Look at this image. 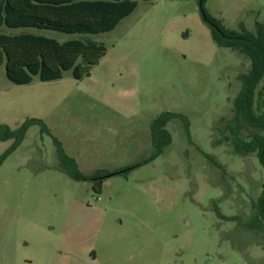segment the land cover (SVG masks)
I'll return each instance as SVG.
<instances>
[{
  "label": "rangeland",
  "instance_id": "374dc122",
  "mask_svg": "<svg viewBox=\"0 0 264 264\" xmlns=\"http://www.w3.org/2000/svg\"><path fill=\"white\" fill-rule=\"evenodd\" d=\"M137 2L90 36L106 53L81 80L68 71L17 86L0 66L1 134L24 132L16 147L0 141V264H264V222L250 218L264 171L255 152L235 150L263 132L229 129L250 61L215 44L197 0ZM204 10L227 30L264 24V0H205ZM23 31L78 37L0 28ZM165 114L180 118L156 155L151 125ZM55 140L87 177L146 162L98 193L65 174Z\"/></svg>",
  "mask_w": 264,
  "mask_h": 264
},
{
  "label": "trees",
  "instance_id": "16d2710c",
  "mask_svg": "<svg viewBox=\"0 0 264 264\" xmlns=\"http://www.w3.org/2000/svg\"><path fill=\"white\" fill-rule=\"evenodd\" d=\"M138 0H0V28L10 30L53 31L64 35L78 36L76 39L59 42L34 33L20 32L8 35L0 32V66H5L7 80L17 86L29 85L34 78L40 82L60 80L71 71L75 80L88 76L91 69L105 56L106 48L93 41L90 36L113 31L119 23L137 8ZM147 1V0H142ZM203 22L209 27L215 44L250 61L247 72L238 75L241 88L232 101L234 121L229 129L235 133L239 123L259 129L247 144L236 143L235 150L246 155L255 152L264 171V24L257 22L254 32L240 27L238 31L227 30L220 22L206 14L205 0H197ZM260 88L258 89V87ZM178 115L165 114L151 125V137L157 149L169 145L171 137L165 130L166 123ZM232 123L234 124L232 126ZM233 128L234 131L233 132ZM0 128V141L15 138L16 147L24 132H10ZM56 153L62 170L75 181H89L93 189L100 192L106 179L124 175L145 164H134L125 170L102 172L92 176L82 175L73 159L67 157L55 140ZM211 160V157L205 156ZM213 160V159H212ZM212 164L220 169L215 161ZM254 221L264 222V185L253 204L251 214Z\"/></svg>",
  "mask_w": 264,
  "mask_h": 264
}]
</instances>
